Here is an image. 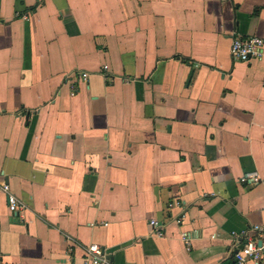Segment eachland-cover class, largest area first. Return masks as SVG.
<instances>
[{
  "label": "crops",
  "instance_id": "1",
  "mask_svg": "<svg viewBox=\"0 0 264 264\" xmlns=\"http://www.w3.org/2000/svg\"><path fill=\"white\" fill-rule=\"evenodd\" d=\"M238 37L264 0H0V264H236L264 227V55Z\"/></svg>",
  "mask_w": 264,
  "mask_h": 264
},
{
  "label": "built area",
  "instance_id": "2",
  "mask_svg": "<svg viewBox=\"0 0 264 264\" xmlns=\"http://www.w3.org/2000/svg\"><path fill=\"white\" fill-rule=\"evenodd\" d=\"M264 40L253 37L248 39L235 38L231 45V56L236 62L247 63L251 60H258L263 58ZM89 75L87 73L82 74V79L87 80ZM74 95V94H72ZM258 174H247L241 182L244 184L258 183ZM3 190L7 193L9 205L18 209L19 203L14 195L10 193L9 186H4ZM174 207H181L180 202L169 203V209ZM181 221H183L181 219ZM180 223V221L178 222ZM153 227L158 226L156 221H152ZM159 235L163 233L160 231ZM238 242V248L235 251L234 259L236 264H264V227L254 226L252 231H244ZM189 244V242H188ZM90 256L89 264H112L108 258L103 254V251L98 246H90L87 249Z\"/></svg>",
  "mask_w": 264,
  "mask_h": 264
}]
</instances>
